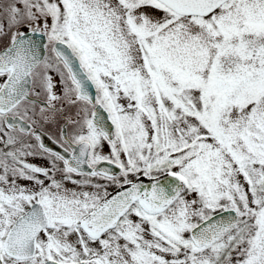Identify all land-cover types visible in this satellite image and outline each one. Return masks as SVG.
<instances>
[{
    "label": "snow or ice",
    "instance_id": "1",
    "mask_svg": "<svg viewBox=\"0 0 264 264\" xmlns=\"http://www.w3.org/2000/svg\"><path fill=\"white\" fill-rule=\"evenodd\" d=\"M0 264H264V0H0Z\"/></svg>",
    "mask_w": 264,
    "mask_h": 264
}]
</instances>
